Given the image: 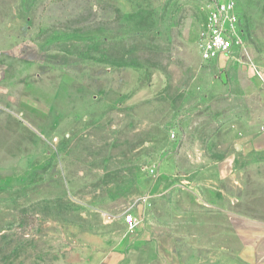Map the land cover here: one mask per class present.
Returning <instances> with one entry per match:
<instances>
[{
    "label": "rangeland",
    "instance_id": "374dc122",
    "mask_svg": "<svg viewBox=\"0 0 264 264\" xmlns=\"http://www.w3.org/2000/svg\"><path fill=\"white\" fill-rule=\"evenodd\" d=\"M221 1L0 0V264H264V0L205 61Z\"/></svg>",
    "mask_w": 264,
    "mask_h": 264
},
{
    "label": "built area",
    "instance_id": "2783aa9c",
    "mask_svg": "<svg viewBox=\"0 0 264 264\" xmlns=\"http://www.w3.org/2000/svg\"><path fill=\"white\" fill-rule=\"evenodd\" d=\"M244 45L240 27V16L234 0L221 1L215 5L209 15L199 50L205 61L216 60L239 52ZM127 223L133 225V215H128Z\"/></svg>",
    "mask_w": 264,
    "mask_h": 264
},
{
    "label": "crops",
    "instance_id": "0c3cea01",
    "mask_svg": "<svg viewBox=\"0 0 264 264\" xmlns=\"http://www.w3.org/2000/svg\"><path fill=\"white\" fill-rule=\"evenodd\" d=\"M244 148L246 150H264V131L249 140ZM226 164L227 163L224 162L221 165V169H223V171H225L224 167Z\"/></svg>",
    "mask_w": 264,
    "mask_h": 264
}]
</instances>
